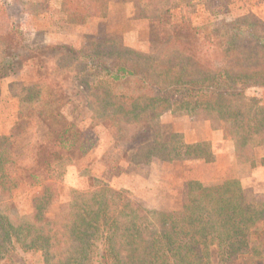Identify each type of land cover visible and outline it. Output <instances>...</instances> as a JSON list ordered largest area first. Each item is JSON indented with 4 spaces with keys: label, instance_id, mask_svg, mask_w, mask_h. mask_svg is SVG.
Listing matches in <instances>:
<instances>
[{
    "label": "trees",
    "instance_id": "16d2710c",
    "mask_svg": "<svg viewBox=\"0 0 264 264\" xmlns=\"http://www.w3.org/2000/svg\"><path fill=\"white\" fill-rule=\"evenodd\" d=\"M55 1L75 25L107 14L108 0ZM124 1L141 21L184 0ZM126 21L119 35L87 48L53 46L57 70L71 63L69 76L20 85L13 93L18 117L0 135V264H29L24 256L34 254L39 264H232L243 255L264 264V197L249 199L236 177L213 184L187 180L178 214L149 209L105 183L70 190L64 211H51L54 183L91 148L98 126L115 146L128 142L132 125L151 130V140L130 156L134 164L209 163L207 142L187 143L178 133L163 142L158 127L166 112H202L233 142L236 164L264 166V153L255 155L264 147V105L244 94L264 88V23L220 22L222 29L202 32L167 22L133 48L123 41ZM19 29L2 10L0 78L35 59L19 53L25 40ZM31 121L43 132L20 150L28 152L25 163L15 129ZM22 187L36 190L25 212L17 210Z\"/></svg>",
    "mask_w": 264,
    "mask_h": 264
},
{
    "label": "rangeland",
    "instance_id": "374dc122",
    "mask_svg": "<svg viewBox=\"0 0 264 264\" xmlns=\"http://www.w3.org/2000/svg\"><path fill=\"white\" fill-rule=\"evenodd\" d=\"M178 4L180 6L177 8L166 5L156 17L139 21L133 20L132 3L108 0L105 17L89 18L83 24L75 25L64 20L58 13V3L55 0H0V12H7L10 24L16 30L20 28L25 39L21 43L23 48L19 53L35 58L27 66H15L7 76L0 78V113L5 115L13 112L17 120L19 109L13 93L17 94L20 85L32 84L39 80L52 82L55 77L64 78L68 75L66 72H72L71 63L66 65L65 71L57 70L56 58L52 56L53 46L87 48L90 44L106 40L108 35L112 38L119 35L121 32L118 27L124 20L128 21L123 29V41L133 48L156 37L155 34L167 22L177 25L184 22L186 25L202 28V32H208L212 27L222 29L220 22L226 26L240 22L264 23V0H184ZM209 25H212L211 28ZM147 51L149 52L150 48ZM56 82H60V79ZM244 92L247 99L257 100L264 105V88L251 87L246 88ZM206 118L202 112L193 115L166 112L160 116L158 127L163 142H168L172 133L182 134L183 140L191 143L206 132H221L223 142L227 141L231 146L217 144L216 139H213V143L210 140L199 141L210 145L212 158L209 163L203 160L172 163L153 160L149 164H134L129 162L134 149L151 140V130L147 126L132 125L127 134L128 142L118 146L114 145L103 127H96L91 148L80 160L67 165L62 177L54 183L57 201L51 211L54 214L64 211L70 190L86 191L96 183H105L114 190L126 191L133 200L149 209L173 214H178L180 210L187 180L213 184L223 178L236 177L239 178L249 199L263 198L264 172L258 173L256 170L263 166L251 168L246 164H236L233 142L226 139L223 130ZM42 130V126L35 125V121L24 122L16 128L18 136L15 138V146L18 151L35 140ZM229 147L232 151L227 153ZM24 153L20 151V159L28 163V152ZM263 153L264 147L255 149V155L261 156ZM35 192V189L23 187L18 190V211L29 210V197ZM24 258L29 264L40 262L37 254L25 255ZM232 264L256 263L252 257L243 255Z\"/></svg>",
    "mask_w": 264,
    "mask_h": 264
},
{
    "label": "crops",
    "instance_id": "0c3cea01",
    "mask_svg": "<svg viewBox=\"0 0 264 264\" xmlns=\"http://www.w3.org/2000/svg\"><path fill=\"white\" fill-rule=\"evenodd\" d=\"M13 117L15 118V115L13 114V112H12V114L11 113L10 114L9 113H5V115L4 114L2 115L0 113V135H6V134H8L10 132V130H11L12 126H13V123H14V118ZM15 120H16V118H15ZM7 124H8V126H6ZM221 135H222V133L221 132H217V131H211V134L206 132V133H204V135H202L201 137H199L196 140H193L194 142H191V143H195V142H199V141H206V140H210L212 142L213 139H214V141L216 139V143L217 144L224 143L227 146H231L229 144V142H227V141L223 142ZM229 148H230L229 152L227 151V153H230L232 151V148L231 147H229ZM256 170H257L258 173H260V172L263 173L264 172V166L262 168H258ZM263 180H264V178H263Z\"/></svg>",
    "mask_w": 264,
    "mask_h": 264
}]
</instances>
